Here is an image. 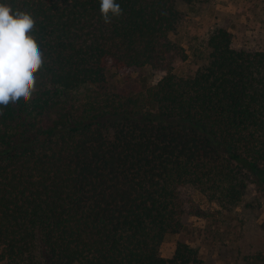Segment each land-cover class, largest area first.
<instances>
[{
    "label": "trees",
    "instance_id": "obj_1",
    "mask_svg": "<svg viewBox=\"0 0 264 264\" xmlns=\"http://www.w3.org/2000/svg\"><path fill=\"white\" fill-rule=\"evenodd\" d=\"M177 1L116 0L106 24L100 0H0L34 15L45 59L0 115V264H202L189 241L161 254L211 215L184 189L222 214L264 193V0L259 46L214 26L191 53Z\"/></svg>",
    "mask_w": 264,
    "mask_h": 264
},
{
    "label": "rangeland",
    "instance_id": "obj_2",
    "mask_svg": "<svg viewBox=\"0 0 264 264\" xmlns=\"http://www.w3.org/2000/svg\"><path fill=\"white\" fill-rule=\"evenodd\" d=\"M182 19L171 37L188 49V42L207 38L214 26H222L236 33L239 46L256 48L261 33L258 32L262 6L257 0H178ZM189 53L191 51L188 49ZM178 75H188L196 65L190 60H178ZM138 76L145 68L130 71ZM152 73V72H151ZM150 73L147 84L153 85L162 73ZM113 81L116 80L113 78ZM204 208L210 209L208 218L187 216L185 222L194 232L170 235L161 245V254L171 258L179 241H189L198 247L202 264H264V193L254 186L248 189L241 205L231 213L222 214L216 204L207 202L195 189H184Z\"/></svg>",
    "mask_w": 264,
    "mask_h": 264
},
{
    "label": "clouds",
    "instance_id": "obj_3",
    "mask_svg": "<svg viewBox=\"0 0 264 264\" xmlns=\"http://www.w3.org/2000/svg\"><path fill=\"white\" fill-rule=\"evenodd\" d=\"M100 12L106 24L123 14L116 0H100ZM35 27L31 12L13 10L10 4L0 3V115L9 104L30 102L37 92L45 59L32 34Z\"/></svg>",
    "mask_w": 264,
    "mask_h": 264
}]
</instances>
